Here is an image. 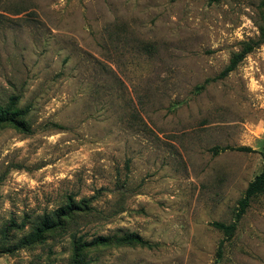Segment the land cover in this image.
<instances>
[{
    "label": "rangeland",
    "instance_id": "374dc122",
    "mask_svg": "<svg viewBox=\"0 0 264 264\" xmlns=\"http://www.w3.org/2000/svg\"><path fill=\"white\" fill-rule=\"evenodd\" d=\"M263 32L264 0H0V106L31 129L0 125V264H264V194L211 226L264 169V43L216 79Z\"/></svg>",
    "mask_w": 264,
    "mask_h": 264
},
{
    "label": "trees",
    "instance_id": "16d2710c",
    "mask_svg": "<svg viewBox=\"0 0 264 264\" xmlns=\"http://www.w3.org/2000/svg\"><path fill=\"white\" fill-rule=\"evenodd\" d=\"M264 43V32L262 33V37L256 42H247L243 44L242 49L239 52L234 53L228 65L224 68V70L218 75L216 79H223L227 77L231 72H233L237 66L243 61V59L250 54L255 48ZM209 82L208 80L206 83ZM18 98L11 97L9 102L5 106H0V125L8 124L13 126L17 131L30 134L31 129L28 124L25 122V117L28 114V109H19L17 108ZM240 151V152H251V149L248 147H239V148H231V147H214L210 150L213 155H218L225 151ZM264 194V169L261 173L251 181L243 193V196L238 200L237 207L234 213V220L230 224H224L221 222H213L211 226L221 232L224 237V241H229L233 238L234 233L237 229L238 222L242 219L243 215L247 211L250 206L252 200L260 195ZM68 210V209H67ZM71 216L69 211H65V213L57 212L54 216H44L40 217L33 228V233H30L26 237H23L19 240L18 246L14 249H24L30 248L33 244L40 242L44 238V235L53 231L55 228H60V226L65 225L66 220H68ZM68 219H65V218ZM24 222L20 225L19 228L24 227ZM15 226L14 222L12 223ZM125 244H135L140 247L149 246L146 241H143L137 235H129L123 238ZM222 241L219 245L217 251V259L222 257ZM106 242L103 237L95 238L91 243L85 246H95L101 243ZM7 246V245H6ZM6 251L4 253L13 254V250L10 249V246H7ZM76 264V263H75Z\"/></svg>",
    "mask_w": 264,
    "mask_h": 264
}]
</instances>
